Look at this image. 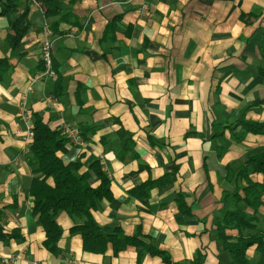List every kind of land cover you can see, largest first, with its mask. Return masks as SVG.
<instances>
[{
	"label": "crops",
	"instance_id": "0c3cea01",
	"mask_svg": "<svg viewBox=\"0 0 264 264\" xmlns=\"http://www.w3.org/2000/svg\"><path fill=\"white\" fill-rule=\"evenodd\" d=\"M60 1V15L48 17L44 6L23 0L31 26L14 46L8 35L17 15L0 14V264H166L136 245L118 254L111 245L105 253L84 250L81 234L71 231L77 220L65 211L57 217L59 254L46 248L30 195L41 175L24 149L27 125L37 118L52 129L81 130L86 145L60 153L66 163L82 158V171L102 163L113 196L92 211L102 228L140 229L141 240L173 264L198 252L202 264H230L217 242L223 197L246 184L240 168L264 151V0ZM69 12L57 33L47 32ZM109 27L115 31L106 39ZM47 38L58 77L32 82L43 71ZM242 120L263 125L262 132ZM129 137L133 148L124 154ZM169 173L175 181L153 188L148 202L132 193ZM250 177L264 183L262 173ZM90 181L100 183L94 173ZM248 253L260 260L255 247Z\"/></svg>",
	"mask_w": 264,
	"mask_h": 264
},
{
	"label": "trees",
	"instance_id": "16d2710c",
	"mask_svg": "<svg viewBox=\"0 0 264 264\" xmlns=\"http://www.w3.org/2000/svg\"><path fill=\"white\" fill-rule=\"evenodd\" d=\"M23 0H0V14L8 17L17 15L10 28L8 41L12 46L17 45L29 31V6L22 8ZM44 6L48 17L60 15L64 5L60 0H35ZM23 9L21 13L19 11ZM71 12L63 14L52 21L50 29L57 33L58 26L63 21L73 18ZM112 26H114L112 24ZM114 27H109L106 39L110 38ZM111 34V35H110ZM5 61H0V65ZM44 70V63L41 60ZM247 130L262 132L261 124L242 120ZM34 139L28 156L29 164L34 168L33 172L40 174L32 182L30 195L33 198V211L39 216V221L46 232L44 245L55 255L60 252L58 242L62 236V228L57 217L65 211L70 217L77 220L71 228L72 232H78L83 239V248L86 251L105 253L109 245L113 247L114 254L126 249L128 245L142 247L145 252H152L163 257L166 264H173L172 258L163 250L141 240V232L138 229L134 235H127L121 227L113 231H107L100 226L93 217L92 211L99 205L113 198L111 180L103 169L100 161L96 160L89 165V169L82 171L84 163L82 158L66 163L60 153H67L72 143L66 138L63 128L52 129L41 118H37L33 125ZM128 153L133 147L129 137L125 143ZM134 157H138L134 154ZM96 174L100 183L94 186L90 178ZM262 173L264 175V151L256 156L249 157L247 164L243 165L238 177L246 181L243 187L239 185L233 191H227L223 197L225 214L217 223V242L222 250L230 253V264H264V215L259 213V207L263 205L264 183L254 182L250 175ZM48 180H52L49 183ZM175 181L174 173L166 174L157 179H148L132 189V193L148 202L151 190L155 187H165ZM242 190V191H241ZM180 207H183V199H178ZM236 230V235L229 233ZM255 247L260 255V260L255 262L248 251ZM204 256L198 252L194 260L182 264H202Z\"/></svg>",
	"mask_w": 264,
	"mask_h": 264
},
{
	"label": "built area",
	"instance_id": "2783aa9c",
	"mask_svg": "<svg viewBox=\"0 0 264 264\" xmlns=\"http://www.w3.org/2000/svg\"><path fill=\"white\" fill-rule=\"evenodd\" d=\"M35 3H37L34 0ZM48 33H52L50 26H47L46 28ZM41 60L44 63V70L35 74L33 76L32 82L35 80L42 79L44 76H49L53 79H57L58 74L56 69L54 68V61H53V56H52V40L50 38H47L41 48ZM22 116L27 118V112L25 108H22L21 111ZM26 146H24V149L26 152H30L31 144L34 139V129H33V124H28L26 128ZM64 134L66 138L75 146L83 147L86 145V140L82 135V132L79 128L77 127H72V126H64L63 127Z\"/></svg>",
	"mask_w": 264,
	"mask_h": 264
}]
</instances>
